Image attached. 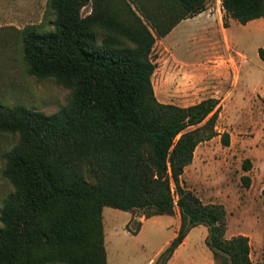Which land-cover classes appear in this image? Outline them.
I'll return each mask as SVG.
<instances>
[{
    "label": "trees",
    "instance_id": "trees-1",
    "mask_svg": "<svg viewBox=\"0 0 264 264\" xmlns=\"http://www.w3.org/2000/svg\"><path fill=\"white\" fill-rule=\"evenodd\" d=\"M221 20L264 15V0H219ZM52 28L17 29L26 71L67 87L45 112L0 105V131L15 133L3 153L12 190L0 205V264H106L102 206L134 216L178 214L174 235L152 264H165L188 229L206 228L212 264H252L248 236H225L222 203L202 201L181 179L195 146L218 135L219 98L180 105L158 100L150 57L155 37L205 7V0H47ZM87 6L85 12L82 8ZM264 59V48H257ZM241 167L249 168L244 157ZM240 181L248 184L246 174ZM264 191V187L262 188Z\"/></svg>",
    "mask_w": 264,
    "mask_h": 264
},
{
    "label": "rangeland",
    "instance_id": "rangeland-1",
    "mask_svg": "<svg viewBox=\"0 0 264 264\" xmlns=\"http://www.w3.org/2000/svg\"><path fill=\"white\" fill-rule=\"evenodd\" d=\"M46 1L0 0L2 106L19 101L51 112L68 98L69 89L51 76L30 75L21 55L17 29L26 23H35L40 30L52 28L53 13ZM86 9L87 6L81 10ZM221 13L219 0H205L203 10L179 20L165 35L155 37L150 53L154 62L150 78L158 100L184 104L209 92L224 93L229 84L228 69L233 78L238 73L236 83L227 89L215 123L218 132L228 131V144L223 145L218 136L198 144L191 164L194 169L188 166L181 179L194 184V193L202 201L222 203L226 211L225 236L246 234L251 263L264 264V59L257 53L258 47L264 48V19L256 17L245 23L228 19L225 35ZM204 66L214 68L209 74H218L224 83L219 79L204 83L202 78L207 72L200 70ZM15 139V133L0 131V205L12 190L1 173L3 153ZM244 157L250 163L246 170L240 165ZM193 170L199 174L197 179H193ZM240 174L247 175V185L240 181ZM138 217L141 228L132 234L124 228L135 225L131 213L102 206L106 264H146L173 229L169 215ZM202 231L206 232L202 224L191 229L183 245L187 250L177 254L176 264H212ZM168 264H174L173 260Z\"/></svg>",
    "mask_w": 264,
    "mask_h": 264
},
{
    "label": "crops",
    "instance_id": "crops-1",
    "mask_svg": "<svg viewBox=\"0 0 264 264\" xmlns=\"http://www.w3.org/2000/svg\"><path fill=\"white\" fill-rule=\"evenodd\" d=\"M261 20H263L264 19V15H262V16H260L259 17ZM253 19V18H252ZM227 26V25H226ZM226 26H223L224 27V29H223V33L226 35V30H225V27ZM222 35V34H221ZM223 36V35H222ZM224 37V36H223ZM205 68H201L200 70H201V72L202 73H204V72H207V73H204V76H203V78H202V81L204 82V83H211V82H213L214 80H216V79H219V80H221L222 78L218 75V74H214V75H210L209 73L212 71V70H214V68H208L207 66H204ZM189 68H191V66H189ZM238 71V70H237ZM201 72H199V73H201ZM201 73V74H202ZM209 74V75H208ZM228 78H226V81H228V83L229 84H227V86L225 87V92L224 93H222V94H217L216 92H209V93H207L206 95H204V96H207V95H212V96H216V97H218L219 98V101H220V110H219V112L221 111V107H222V103H223V98H224V96H225V94H227L228 92H229V90H227V89H229L230 87H232L235 83H236V80H237V76H238V73L236 74V78H233V76H234V74L233 73H231L230 72V70L228 69ZM221 83L223 84L224 82H223V80H221ZM229 86V87H228ZM204 96H202V97H204ZM200 99V98H199ZM198 100V99H197ZM196 100V101H197ZM194 102V101H193ZM191 103V102H190ZM176 104H179V103H176ZM185 104H188V103H184V104H180V105H185ZM219 112H218V114H219ZM214 136H218V135H214ZM213 137V136H212ZM211 137V138H212ZM209 140V139H208ZM206 141V140H205ZM202 142H204V141H202ZM201 142H199L198 144H200ZM198 144L195 146V148H194V151H193V156H192V159H191V161L188 163V164H186L185 166H184V168H183V171H182V173H181V176H183V172H185V169L188 167V166H191V164L194 162V156H195V150H196V148H197V146H198ZM201 154L203 153L202 151L200 152ZM193 166H191V168H192ZM192 169H194V168H192ZM192 174H194L193 176H195V178H193V179H197L196 177H198V175L199 174H197L194 170L192 171ZM186 181V180H185ZM184 180H183V182L186 184V186L187 187H189L190 189H192V191L194 192L195 190H196V187L194 186V184L192 183V184H188V183H186ZM159 215H162V214H157V215H151V216H159ZM163 215H165V214H163ZM166 215H169V214H166ZM169 216H171L172 217V222H173V229H172V231H171V233L169 234V235H167V237L163 240V241H161V243L159 244V246L156 248V250H155V252L153 253V255L151 256V257H153L158 251H159V249H161V247L174 235V233H175V229H176V227H177V225H178V214H177V210L176 209H174V212L172 213V214H170ZM139 218V217H138ZM147 218H149V217H147ZM141 225H142V223H140V226H139V228H141ZM197 225H200V224H197ZM197 225H195V226H197ZM195 226H192V227H190L189 229H188V231L186 232V234L184 235V237L182 238V240H181V242L175 247V249L173 250V252H172V254L170 255V257L166 260L167 262L165 263V264H168V263H171V261L173 260V263L174 264H176V262H175V257L177 256V254L178 253H181V252H183V253H185L186 252V247H183V245L186 243V241H187V239H188V237H189V233H190V231H191V229L193 228V227H195ZM205 235V233L203 234V231L201 232V236H204ZM181 247H183L182 249H181ZM149 258L148 259V261L146 262V264H150L151 263V259L152 258Z\"/></svg>",
    "mask_w": 264,
    "mask_h": 264
},
{
    "label": "water",
    "instance_id": "water-1",
    "mask_svg": "<svg viewBox=\"0 0 264 264\" xmlns=\"http://www.w3.org/2000/svg\"><path fill=\"white\" fill-rule=\"evenodd\" d=\"M134 218H135V219H138V216H137V215H135V216H134Z\"/></svg>",
    "mask_w": 264,
    "mask_h": 264
}]
</instances>
